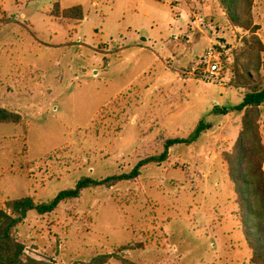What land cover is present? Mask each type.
Segmentation results:
<instances>
[{
	"label": "rangeland",
	"instance_id": "374dc122",
	"mask_svg": "<svg viewBox=\"0 0 264 264\" xmlns=\"http://www.w3.org/2000/svg\"><path fill=\"white\" fill-rule=\"evenodd\" d=\"M59 1L81 4L86 18L55 19L52 0H0V106L19 114L0 123V208L23 196L49 200L82 176L129 172L166 139L187 137L199 121L206 128L133 179L87 188L48 213L29 211L17 227L26 253L56 264L102 253L137 264H254L243 227L255 218L243 212L229 169L235 159L249 175L264 147V103L258 137L238 140L244 111L234 106L245 89L233 86L236 67L264 85V0H253L248 27L213 0L196 31H186L185 6L172 0ZM210 45L224 86L188 73Z\"/></svg>",
	"mask_w": 264,
	"mask_h": 264
},
{
	"label": "trees",
	"instance_id": "16d2710c",
	"mask_svg": "<svg viewBox=\"0 0 264 264\" xmlns=\"http://www.w3.org/2000/svg\"><path fill=\"white\" fill-rule=\"evenodd\" d=\"M227 15L228 19L237 26L248 27L247 18H250V9L253 0H247L245 10H241L240 0H217ZM53 13L57 16H63L72 19H82L83 12L80 5L60 9L58 3L54 4ZM2 19H0L1 21ZM256 28H258L256 26ZM261 43L260 39H256ZM237 81L233 83L236 88H244L245 92L241 101L234 106L238 112L244 111L242 115V129L239 133L238 140L241 141L248 134H253L254 138L258 137L255 116L262 103H264V85H259L248 74L241 73L237 67L235 69ZM221 113H226V109H219ZM19 121V114L10 109L0 106V123H16ZM206 128L203 121H199L193 131L185 138L175 137L166 139L164 149L157 155H151L139 160L129 171L120 174L108 175L104 178L97 179L91 176H82L74 186L58 191L52 198L46 201L36 202L31 196L9 199L5 202V207L0 208V264H56L53 261L37 259L26 253L25 245L18 239L17 227L21 224L31 210L39 214L53 211L64 200L77 198L81 192L87 188L97 186H112L121 180H130L140 174V170L151 163H162L168 158V149L170 146L179 143L191 144L198 139L202 131ZM247 162L246 151L242 142H239L237 148ZM260 159L256 162L251 160L249 176L244 170L238 172L237 162L233 159L229 169L230 178L237 185V192L241 196L240 205L243 212L251 214L255 221L250 225L245 221L243 227L244 235L251 250L250 260L254 264H264V171L261 168V159L264 156V147L258 144L257 149ZM241 156V157H242ZM247 176V177H246ZM249 176V177H248ZM247 184V186H246ZM249 185V186H248ZM254 197L247 200L248 195ZM251 203L249 208L248 203ZM118 259L122 264H137L115 253H102L91 259L88 264H104L110 258Z\"/></svg>",
	"mask_w": 264,
	"mask_h": 264
},
{
	"label": "crops",
	"instance_id": "0c3cea01",
	"mask_svg": "<svg viewBox=\"0 0 264 264\" xmlns=\"http://www.w3.org/2000/svg\"><path fill=\"white\" fill-rule=\"evenodd\" d=\"M22 1H25L24 5L27 7V6H29L30 3H34L37 0H15L16 5L19 6V4L22 3ZM212 1L213 0H172V2H175L177 7L185 6V8H183V13L185 14L187 20H189V22H190L188 24V27H187L186 31L187 30L190 31V29L193 30V31H196L195 28L199 27V25H198L199 17H201V16H209V14H211L213 12L212 9H211V6L209 4V3H211V5H212ZM94 2L96 3V1H94ZM55 3H58V5H59L61 10L67 8L65 6H62L59 0H52V8H50L49 13L55 19H58V20H63V19H69L70 20V19H72V18H66V17H63V16L55 15L53 13V8H54V4ZM76 5H79V4H75L73 6H76ZM73 6H70V7H73ZM80 6H81V4H80ZM81 8H82V12H83V18L82 19H72V20H74V21H82V20H84L86 18L87 14L85 13V11H84L82 6H81ZM217 14H219V13H217ZM21 16L24 17V14H21ZM199 31L201 32L200 34L204 33V31H202L200 29H199ZM80 42H82V41H80ZM173 57H174V55H173ZM4 93L6 94V91L0 89V95L3 96ZM4 106H8V105L5 103ZM9 108H12V107L9 106Z\"/></svg>",
	"mask_w": 264,
	"mask_h": 264
},
{
	"label": "built area",
	"instance_id": "2783aa9c",
	"mask_svg": "<svg viewBox=\"0 0 264 264\" xmlns=\"http://www.w3.org/2000/svg\"><path fill=\"white\" fill-rule=\"evenodd\" d=\"M224 67L222 65L219 52L215 46L210 45L202 55H200L197 65L189 71L198 80L213 85L224 86L227 84L223 76Z\"/></svg>",
	"mask_w": 264,
	"mask_h": 264
}]
</instances>
